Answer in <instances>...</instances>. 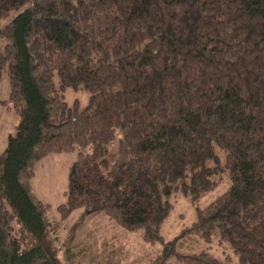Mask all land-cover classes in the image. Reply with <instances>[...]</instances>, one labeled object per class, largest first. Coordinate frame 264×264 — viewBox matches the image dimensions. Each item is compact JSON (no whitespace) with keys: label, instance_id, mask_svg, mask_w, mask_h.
Listing matches in <instances>:
<instances>
[{"label":"trees","instance_id":"1","mask_svg":"<svg viewBox=\"0 0 264 264\" xmlns=\"http://www.w3.org/2000/svg\"><path fill=\"white\" fill-rule=\"evenodd\" d=\"M13 11L0 25L19 116L0 154V264H79L74 236L99 214L162 243L147 264H264V0H0V19ZM75 150L58 208L82 213L61 247L32 178L38 159ZM225 173L227 189L164 240L174 194L198 204Z\"/></svg>","mask_w":264,"mask_h":264},{"label":"rangeland","instance_id":"2","mask_svg":"<svg viewBox=\"0 0 264 264\" xmlns=\"http://www.w3.org/2000/svg\"><path fill=\"white\" fill-rule=\"evenodd\" d=\"M13 11L7 18L0 19V25L4 26L16 14ZM58 77H55V79ZM10 82L8 69L3 70L0 79V154L7 146L11 134L15 133L19 116L9 99ZM65 98L72 103L79 99L80 106L84 107L88 101V93L84 89H68ZM89 146L87 151H91ZM118 137L111 143L110 150L117 151ZM77 157V150L70 152H53L37 160L34 165V177L32 187L36 196L47 206L49 217L58 223V244L67 238L69 230L82 213V209H76L66 217H62L58 206L66 201L68 173L71 164ZM213 191L201 197L198 204L192 203L182 192H176L172 197L174 209L161 227V235L164 240L176 237L195 220L196 206H204L228 187V177ZM133 233V234H132ZM143 232H130L121 225L111 220L107 215L99 214L88 218L81 223L74 240L77 243L76 251L81 248L79 264H147L156 252L162 248V243L155 245L144 242L141 238ZM189 234V233H188ZM74 243V242H72ZM206 244L198 243L192 239L178 240V248L184 252H199L206 248ZM206 250H208L206 248ZM210 251L222 256L229 250L213 244ZM220 252V253H219Z\"/></svg>","mask_w":264,"mask_h":264}]
</instances>
